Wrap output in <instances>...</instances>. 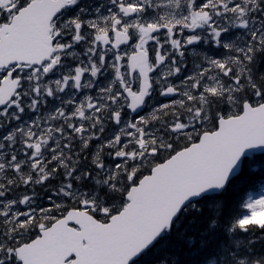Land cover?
I'll list each match as a JSON object with an SVG mask.
<instances>
[{
    "label": "snow or ice",
    "instance_id": "6c2138e0",
    "mask_svg": "<svg viewBox=\"0 0 264 264\" xmlns=\"http://www.w3.org/2000/svg\"><path fill=\"white\" fill-rule=\"evenodd\" d=\"M264 0H0V264H264Z\"/></svg>",
    "mask_w": 264,
    "mask_h": 264
},
{
    "label": "trees",
    "instance_id": "16d2710c",
    "mask_svg": "<svg viewBox=\"0 0 264 264\" xmlns=\"http://www.w3.org/2000/svg\"><path fill=\"white\" fill-rule=\"evenodd\" d=\"M252 220L253 222L264 221V211L254 214Z\"/></svg>",
    "mask_w": 264,
    "mask_h": 264
}]
</instances>
